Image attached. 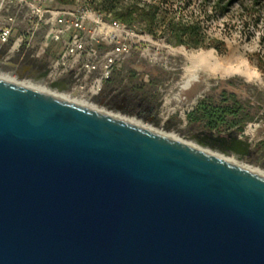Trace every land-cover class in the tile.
<instances>
[{"label": "water", "instance_id": "1", "mask_svg": "<svg viewBox=\"0 0 264 264\" xmlns=\"http://www.w3.org/2000/svg\"><path fill=\"white\" fill-rule=\"evenodd\" d=\"M0 264H264V175L0 78Z\"/></svg>", "mask_w": 264, "mask_h": 264}, {"label": "rangeland", "instance_id": "2", "mask_svg": "<svg viewBox=\"0 0 264 264\" xmlns=\"http://www.w3.org/2000/svg\"><path fill=\"white\" fill-rule=\"evenodd\" d=\"M51 3L65 5L56 0ZM68 5L89 6L111 14V17L117 9L136 5L157 12L153 33L144 31L138 22L132 25L140 34L150 37L147 50L134 49L116 67L124 78L123 84L128 86L131 79L148 81L150 76H155L157 84L153 92L159 97V105L141 102L134 93H128L124 85H120L116 89L106 87L96 98L99 110L176 134L197 147L264 173V149L258 147L264 138V119L249 123L240 134H233L208 131L200 124H188L186 118L187 110L199 98L209 92L217 94L224 87L234 89L244 97L253 96L258 91L264 100V72L259 67L264 61V0H75ZM13 10L8 7V11ZM173 24L188 25L200 45L187 47L171 41ZM202 49L213 50L225 64L246 61L257 76L247 78L238 72L223 75L199 71L197 78L187 84L185 78L186 69L192 62L190 56ZM38 52L35 65L41 67L50 63V53L48 55L42 49ZM29 59V56L25 58ZM231 79L234 85L229 82Z\"/></svg>", "mask_w": 264, "mask_h": 264}, {"label": "built area", "instance_id": "3", "mask_svg": "<svg viewBox=\"0 0 264 264\" xmlns=\"http://www.w3.org/2000/svg\"><path fill=\"white\" fill-rule=\"evenodd\" d=\"M51 2L0 0V78L84 101L99 110L96 98L116 65L136 48L146 51L151 39L101 10ZM41 49L52 55L44 67L35 65ZM43 71L47 73L37 77ZM60 81L66 87L53 85Z\"/></svg>", "mask_w": 264, "mask_h": 264}, {"label": "trees", "instance_id": "4", "mask_svg": "<svg viewBox=\"0 0 264 264\" xmlns=\"http://www.w3.org/2000/svg\"><path fill=\"white\" fill-rule=\"evenodd\" d=\"M74 1L56 0L57 3L65 5L72 4ZM113 18L129 25L138 22L143 25L142 29L144 31L153 33L157 12L152 8L136 5L115 10ZM172 30L173 37L171 41L175 44H184L187 47H197L200 45L196 34L191 31L188 25L173 24ZM259 67L264 72V61L259 63ZM123 80L124 78L121 76L120 69L115 67L112 75L105 83V88L115 87L116 89L118 86L124 85L128 93H134L135 98H138L141 102H147L151 106L159 105V97L153 92L157 84L155 76H150L148 81H133L131 79L129 86L128 84H123ZM254 88L257 89L256 86ZM261 108V104L243 99L234 90L223 88L217 94L211 93L200 98L196 105L187 112L186 118L188 124H200L209 130L217 132L231 131L238 134L244 132L249 123L258 121L261 118L264 119V115L259 114ZM258 147L264 149V138L260 140Z\"/></svg>", "mask_w": 264, "mask_h": 264}, {"label": "bare ground", "instance_id": "5", "mask_svg": "<svg viewBox=\"0 0 264 264\" xmlns=\"http://www.w3.org/2000/svg\"><path fill=\"white\" fill-rule=\"evenodd\" d=\"M190 57H191L192 62L186 69L187 78H185V79H186L187 84H190L192 82V80H195L197 78V73L199 71H206L210 74H223V75L238 72V73L245 75L247 78H255L257 76V72L252 70L246 61H240L236 64H233V63L225 64L224 62H222L220 60V58L217 56V54L211 49L210 50L202 49L200 51L193 52ZM28 86L32 87V88L39 89V88L31 86V85H28ZM60 98L70 100V101L76 102V103L81 104V105L93 107L92 105H90L84 101L73 100V99L65 98V97H60ZM100 111H102L104 113H109V112H106L103 110H100ZM116 116L119 118H123V117L118 116V115H116ZM123 119H127V118H123ZM127 120L132 121L133 123H136L138 125H141L139 122L133 121L131 119H127ZM141 126L147 128L149 130L168 135L174 139H177V140H180V141H183L185 143H188L190 145L195 146L193 143H189V142L185 141L184 139L178 137V135H176V134L167 133V132L160 131V130H157V129L152 128V127L144 126V125H141ZM211 153H213V152H211ZM213 154H215L219 157L229 159L233 162H236L235 160L230 159L228 157H225L224 155H220L218 153H213ZM237 164H240V163H237ZM240 165L251 170V171H253V172L260 173V174L264 175V173L262 171H260L256 168H253L249 165H246V164H240Z\"/></svg>", "mask_w": 264, "mask_h": 264}, {"label": "flooded vegetation", "instance_id": "6", "mask_svg": "<svg viewBox=\"0 0 264 264\" xmlns=\"http://www.w3.org/2000/svg\"><path fill=\"white\" fill-rule=\"evenodd\" d=\"M229 82H231V84H233L234 85V81L231 79V80H229ZM253 88H254V86H252ZM224 88H227V89H230V88H228V87H224ZM223 89V88H222ZM255 89V88H254ZM230 90H234V89H230ZM257 90V89H256ZM234 91H236V90H234ZM243 99H248V100H250L251 102H254V103H256V104H261L262 105V108H261V110H260V115H264V100L261 98V96H260V92H255V94L253 95V96H248V97H244L242 94H240L238 91H236ZM212 92H209V93H207V94H211ZM207 94H205V95H207ZM213 94V93H212ZM204 95V96H205ZM259 95V96H258ZM204 96H202L201 98H203ZM200 99V98H199ZM199 99H198V101H199ZM197 101V102H198ZM196 105V104H195ZM261 119H263V118H261ZM192 125V124H191ZM203 127V126H202ZM204 129H206V130H208V131H212V132H216V133H222V132H217V131H215V130H209V129H207V128H205V127H203ZM224 132H230V133H233V134H237V133H234V132H231V131H224ZM238 134H240V133H238Z\"/></svg>", "mask_w": 264, "mask_h": 264}]
</instances>
